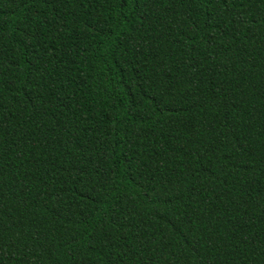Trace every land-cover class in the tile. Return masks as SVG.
Masks as SVG:
<instances>
[{
  "label": "trees",
  "instance_id": "16d2710c",
  "mask_svg": "<svg viewBox=\"0 0 264 264\" xmlns=\"http://www.w3.org/2000/svg\"><path fill=\"white\" fill-rule=\"evenodd\" d=\"M0 264H264V0H0Z\"/></svg>",
  "mask_w": 264,
  "mask_h": 264
}]
</instances>
